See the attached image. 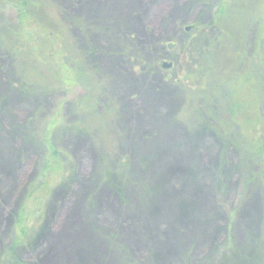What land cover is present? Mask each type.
Listing matches in <instances>:
<instances>
[{
  "label": "rangeland",
  "instance_id": "obj_1",
  "mask_svg": "<svg viewBox=\"0 0 264 264\" xmlns=\"http://www.w3.org/2000/svg\"><path fill=\"white\" fill-rule=\"evenodd\" d=\"M42 1L83 62L0 35V264H264V0ZM48 134L66 159L40 176Z\"/></svg>",
  "mask_w": 264,
  "mask_h": 264
},
{
  "label": "trees",
  "instance_id": "obj_2",
  "mask_svg": "<svg viewBox=\"0 0 264 264\" xmlns=\"http://www.w3.org/2000/svg\"><path fill=\"white\" fill-rule=\"evenodd\" d=\"M44 3L45 2H43L42 0L40 1H37V0H0V20H3L1 23L0 35L1 36L3 35V39H6L7 37L9 36L11 37L13 35L12 47L15 48V52L24 53L25 55L27 54L31 59L39 63L41 68L45 67L47 69L54 62V59L56 58L57 54H59L61 57V60L65 57L68 58V60H64V61L69 71H71L72 69L75 70L76 65L74 64L75 63L77 65L82 64L83 62L82 57L76 53L78 52V49L72 48L70 44L67 42H65V45H61V46L59 45V47L55 46L58 43V40L63 38L64 36L63 35L64 33L62 32V30H59L58 26H56V25H59L55 20V17L56 18L58 17L59 11L54 7L52 10V13L54 14L55 17L49 18L48 14H50V12L49 11L48 13L46 12ZM36 10H40L42 14H38ZM55 13H57V15H55ZM48 18L53 20L55 24H53V22L51 24ZM33 20H38L40 22L38 23L35 30H31L28 28V26L32 24ZM22 23H25L27 26V31L23 34L20 33L18 29L14 30L15 24H22ZM9 42H10V38H9ZM241 43L242 41L239 40L238 48H248L249 47L248 44L246 45V43H242V44ZM7 46L9 47V44H7ZM209 49L210 48H204L203 46L196 47V48H184L183 50L179 52L180 54L179 59L182 58L184 60L186 57V53H187L190 55V60H191L193 56L192 55L193 51L198 52L201 55L210 54ZM231 56L232 55L230 54L226 62L223 64L221 68L222 71L223 70L225 71L227 69L230 70V73L227 74L228 79L232 76V74L234 75L235 73H237L239 75V73L244 69L243 67L245 66V64H248V62H246V58H242L239 56H235V57L233 56L231 57ZM255 58L253 59L251 58L252 60L251 59L250 60L248 59V60L250 61V63L251 62L257 63L259 60L257 61ZM229 64H232L233 67L229 68ZM31 75L32 74H28V77L26 76L28 79V84L30 85V86L26 85V87L28 88V91L38 93V94H43L46 91H48V89H50L49 86H47L45 82H44L45 88L42 87L41 84H39L41 82H37V84L41 86L42 88H40L36 84V82H33V81L30 82ZM40 77L45 78V75L40 74ZM90 77H91L90 74H87L86 78H88V82H89ZM77 78L81 81V77L78 76ZM234 79L232 81H234ZM238 79L240 81V85H244L242 78L238 77ZM72 81L75 83H78V80L76 78L72 79ZM89 84H87L88 88H89ZM91 85L93 88V83H91L90 86ZM99 87H100V84L99 85L95 84V87H94L95 89L93 88L92 90L94 91V96L90 95L89 97V94H88V99L92 100L91 102H93L94 105L96 104L97 98L99 97V94L101 93L102 87L101 88ZM225 112L226 110L224 111V113ZM48 137H49V134L45 137L46 140H43V138L40 137L41 142H42L41 148H42V151L44 152L43 159L45 161L43 162L44 166L39 171L40 176L43 175L44 173H52V174L59 173L60 171L63 170V165H64L61 157L63 159H66L63 151L59 150L55 142L49 141ZM44 141H46V143ZM263 143H264V138L262 137L261 140L258 142V144L256 143L257 147L252 146V150H254L252 152L255 154V159L258 158L260 152L264 150ZM245 155L246 154L243 152L242 161L245 160V164L241 163V165H243L241 166L243 170L249 169V167L251 166V163H250L251 158L248 157L250 156L249 151L247 153L248 156L247 155L245 156ZM19 220L21 221L22 217ZM17 227H18V230L20 229L19 231L20 233H22V237H18L16 235L18 233H15L14 234L15 237L10 239L12 241L7 242L5 246L4 255L11 254V255L16 256L15 253L17 250L15 249L18 248L20 243L27 237V235H30V236L32 235L31 232L30 234L27 232L28 228H26L25 230L22 229L23 227L22 222H17Z\"/></svg>",
  "mask_w": 264,
  "mask_h": 264
},
{
  "label": "water",
  "instance_id": "obj_3",
  "mask_svg": "<svg viewBox=\"0 0 264 264\" xmlns=\"http://www.w3.org/2000/svg\"><path fill=\"white\" fill-rule=\"evenodd\" d=\"M171 65V63H166V62H163L162 66L163 67H169Z\"/></svg>",
  "mask_w": 264,
  "mask_h": 264
},
{
  "label": "flooded vegetation",
  "instance_id": "obj_4",
  "mask_svg": "<svg viewBox=\"0 0 264 264\" xmlns=\"http://www.w3.org/2000/svg\"><path fill=\"white\" fill-rule=\"evenodd\" d=\"M171 65H172V64H171ZM171 65H170V66H171Z\"/></svg>",
  "mask_w": 264,
  "mask_h": 264
}]
</instances>
